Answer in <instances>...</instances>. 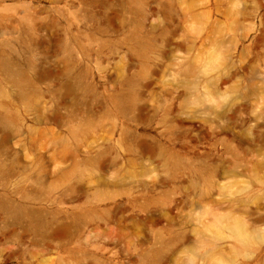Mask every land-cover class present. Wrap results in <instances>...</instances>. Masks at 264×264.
I'll return each instance as SVG.
<instances>
[{
	"label": "rangeland",
	"instance_id": "obj_1",
	"mask_svg": "<svg viewBox=\"0 0 264 264\" xmlns=\"http://www.w3.org/2000/svg\"><path fill=\"white\" fill-rule=\"evenodd\" d=\"M0 264H264V0H0Z\"/></svg>",
	"mask_w": 264,
	"mask_h": 264
},
{
	"label": "bare ground",
	"instance_id": "obj_2",
	"mask_svg": "<svg viewBox=\"0 0 264 264\" xmlns=\"http://www.w3.org/2000/svg\"><path fill=\"white\" fill-rule=\"evenodd\" d=\"M237 233L240 235V232L239 231H237Z\"/></svg>",
	"mask_w": 264,
	"mask_h": 264
}]
</instances>
